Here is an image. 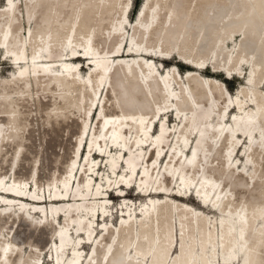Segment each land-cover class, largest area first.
<instances>
[{
    "label": "bare ground",
    "instance_id": "1",
    "mask_svg": "<svg viewBox=\"0 0 264 264\" xmlns=\"http://www.w3.org/2000/svg\"><path fill=\"white\" fill-rule=\"evenodd\" d=\"M131 4L0 6V264H264V0H143L135 22ZM217 74L246 82L233 96Z\"/></svg>",
    "mask_w": 264,
    "mask_h": 264
},
{
    "label": "rangeland",
    "instance_id": "2",
    "mask_svg": "<svg viewBox=\"0 0 264 264\" xmlns=\"http://www.w3.org/2000/svg\"><path fill=\"white\" fill-rule=\"evenodd\" d=\"M18 2H19V0H18ZM3 3H4V0H0V6L1 5H3ZM132 7V4H131V6H130V8ZM142 7H143V0H133V7H132V10H131V13H130V21H133L134 20V22L136 21V19H138L139 18V15L141 14V12H142ZM130 8H129V10H130ZM141 9V10H140ZM234 45H236V42L235 43H230V47H232V46H234ZM5 58V57H4ZM4 58H0V78H3V77H8V76H11L12 75V73H13V71L15 70L14 68H13V63H11L9 60H6V59H4ZM158 63H163V65L165 66V67H168V66H170V65H172V64H177L178 65V67H179V69L181 70V72H182V74H180V77L183 75V78L185 79L186 78V74H184L185 73V71L188 69V67L187 66H185V65H183V64H181L177 59H174V60H169V61H164V60H160V59H157L156 60ZM83 64H85V62H86V64H87V61H81ZM85 64V65H86ZM87 67V66H86ZM82 69V68H81ZM157 70H158V68H157ZM213 71V70H212ZM212 71H210V70H202L201 71V73H202V75L203 76H211L213 73H212ZM81 72H82V75H84L85 76V74H86V72H87V70L85 69V67H84V69H82L81 70ZM243 75H248L249 74V71L247 70V69H243ZM217 76H218V78L222 81V83H224V86L225 87H228V90L230 91V94L231 95H233V96H236L237 94H238V88L239 87H241V85L243 84V83H245L246 82V79H242V78H238V77H232V78H230L227 74L226 75H224V74H217ZM183 78H180V79H182L183 80ZM175 82V81H174ZM175 84L176 85H174V87L176 86V87H178L179 88V86H178V84H177V82H175ZM264 82H263V84L261 85V90H263L264 91ZM236 105V104H235ZM166 115H168V114H166ZM170 115H172V113H170ZM170 115H168V117H165V118H163V120H164V122H166L167 123V121L166 120H168V118H169V120H170V118H171V120H172V122H173V124L172 125H170L169 127H172L173 128V126H174V123H176V117L175 116H170ZM227 120H228V117L226 118ZM225 119V120H226ZM162 120V121H163ZM95 121H96V119L93 121V126H94V123H95ZM171 122V121H170ZM178 123V122H177ZM170 123L168 122V125H169ZM152 126V125H151ZM160 126H161V122H160ZM89 127H90V124H89ZM168 127V126H167ZM158 128V127H157ZM157 131H158V129H157ZM177 130H174L173 131V134L176 132ZM158 133H160V131L158 132ZM87 141V140H86ZM90 141V140H89ZM172 141V140H171ZM248 141V140H247ZM189 146H191V142L189 143ZM168 150V148L167 149H165L164 150V152L163 153H165V151H167ZM88 152H89V145H88V147H87V144H86V151H85V153H84V156H83V159H82V161H81V167L83 166V164H85L86 163V158H87V156H88ZM185 153H187V150L185 151ZM189 155H191V154H189ZM242 157L243 158V156L245 157L246 155L245 154H243L242 153V150L239 152V156L237 157L238 159H239V157ZM233 157H235V153L233 154ZM167 160V159H166ZM160 161V160H159ZM242 161V160H241ZM99 162H100V159H99ZM165 162V161H164ZM101 163V162H100ZM106 163H108L107 162V160H105L103 163H102V169L100 170V175L99 174H95L94 173V180H96V182L97 183H99L100 181H101V176H103L104 178H105V180H103V182L105 183L106 181H107V177L110 175V176H113V173H110V172H112V170L109 168V166H107L106 167ZM122 164H124V165H126V163H125V161L123 162V161H121V163H120V167L118 168L119 170H122V168H121V165ZM240 164V163H239ZM80 170L81 169H79V171H78V174H77V178H79L78 176H79V174H80ZM109 170V171H108ZM118 170V171H119ZM127 170H128V172H129V169L127 168ZM76 173V171L74 172V174ZM103 173H104V175H103ZM95 176H97V177H95ZM77 178H74L75 179V186L77 185ZM134 179H136V177L134 178ZM31 183H33L34 184V186L32 185V193L35 191V189H34V187H35V183L34 182H32L31 181ZM41 183L43 184L44 183V186L46 187V189H47V174H46V172L45 171H41ZM74 184V183H73ZM72 184V185H73ZM132 184H136L135 182H133ZM173 185H176V188H175V190L174 191H176L177 192V190H179V184H173ZM43 186V185H42ZM114 187H116V186H114ZM114 187H112V189H114ZM132 187H134L133 185H132ZM137 187V188H136ZM136 187H134L133 189H132V191H131V193H130V198H133L135 201H137V206H139L140 205V201L139 200H144V198H139V197H137V195H135V194H137L138 193V191L139 190H141L142 188H140L139 187V185H136ZM195 189V187L194 186H192V188L191 189H188L187 191H184L182 194H186L187 193V199L189 200V202H190V204L193 206V207H195V208H200V204L197 202V200L199 199V200H201V196H199V197H197L196 198V195L198 196L199 195V193L196 191V190H194ZM116 190V189H115ZM115 192V191H114ZM116 193V192H115ZM195 193V194H194ZM134 194V195H133ZM116 195V194H115ZM180 196V195H179ZM186 197V196H185ZM197 200H196V199ZM1 199V198H0ZM128 201H123V197H120V198H118V197H116V196H113L112 195V198L110 199V202H108V204L107 205H109V209H108V213H109V217H108V225L109 226H112L113 225V223L111 222V215H112V217H114V219H115V222H114V226L115 225H117V224H119V222L121 221V218L123 217V215H126V216H128L127 215V211H126V206H125V204L124 203H127ZM1 204H4V202L3 201H1L0 202ZM120 203H122V204H120ZM20 206H21V204H20ZM111 207V208H110ZM15 208L18 210V213H19V211H21V210H19V205H15ZM122 208H124V212L122 211ZM132 208H134V206L132 207ZM138 212L137 213H140L141 211L140 210H137ZM32 212H34V210H33V208H32ZM101 212V213H100ZM102 210L100 209L99 211H97V217H96V220H97V218H98V213L101 215L102 214ZM108 213H107V215H108ZM41 215H43V213H40ZM62 214L64 215V214H66V215H68V211L66 212V213H64V212H62ZM211 215H215V213L214 212H211L210 213ZM65 216V215H64ZM62 217V219H60V220H56L55 221V224L56 225H61V226H64V224H65V217ZM139 217V216H138ZM99 219H100V225H97V224H95V228L96 229H98V230H100L99 228H101V229H103L104 227H103V225L101 224L102 223V219H103V216H100L99 217ZM36 220H40L39 218H37ZM177 224H178V221H177ZM174 225H175V223H174ZM177 227L179 228V224L177 225ZM75 229L76 228H73V226L71 227V232H74L75 233ZM177 230H176V228H175V232H176ZM81 235H84V237L86 238L85 240L83 239V242L84 243H82V244H85L86 242H90V243H87L88 245H90V247H91V244H92V242L91 241H88L87 240V235H85L87 232L86 231H84V230H82L81 232ZM84 233V234H83ZM178 234H179V238H180V233H179V231H178ZM95 235H96V233H95ZM94 235V236H95ZM10 237V235H8L7 234V237ZM49 237H47V239H48ZM54 239H57L58 241H59V237H55ZM74 239H76V235H74ZM81 246H83V245H81ZM90 247H88V249H86L85 251L83 250V254L85 255V254H87V256H88V258L91 256V253H92V247L90 248ZM26 248V247H25ZM25 248H23V249H25ZM71 248V247H70ZM22 249V250H23ZM29 248H28V253H29ZM71 252V251H70ZM68 251H67V255H68ZM44 255H47L46 257H44ZM41 258L39 259L40 260V263L39 264H43L44 262V264H58V263H56V260H55V258L53 259V257H52V259H51V254L50 253H48V254H45V253H43V254H41ZM49 261H51V262H49Z\"/></svg>",
    "mask_w": 264,
    "mask_h": 264
}]
</instances>
